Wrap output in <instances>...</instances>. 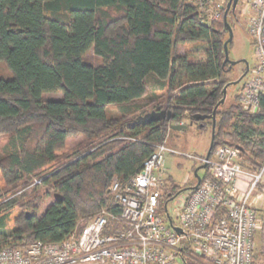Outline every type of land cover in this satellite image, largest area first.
<instances>
[{"label":"trees","instance_id":"1","mask_svg":"<svg viewBox=\"0 0 264 264\" xmlns=\"http://www.w3.org/2000/svg\"><path fill=\"white\" fill-rule=\"evenodd\" d=\"M224 14L203 22L187 0H0V62L12 73L0 75V136L8 135L0 152V249L63 240L104 207L119 213L110 192L114 176L124 183L136 175L172 123L212 127L208 116L232 71ZM185 43L204 44L206 59L179 54ZM91 51L99 62L87 57ZM240 90L234 102L217 107L211 154L233 145L243 167L257 172L264 164V99L253 113L238 103ZM163 109L171 121L139 120ZM79 134L83 147L60 154ZM168 180L161 212L181 189ZM41 183L63 196L42 213ZM15 207L21 211L10 228Z\"/></svg>","mask_w":264,"mask_h":264},{"label":"built area","instance_id":"2","mask_svg":"<svg viewBox=\"0 0 264 264\" xmlns=\"http://www.w3.org/2000/svg\"><path fill=\"white\" fill-rule=\"evenodd\" d=\"M187 1L199 7L206 23L219 20L227 7V0ZM244 2L256 61L242 82L238 103L255 113L264 99V0ZM170 129L171 125L136 175L124 183L113 177L110 192L119 213L104 207L83 222L81 230L78 225L60 241L4 246L0 264H180L179 258L184 264H256L258 244L264 264V205H256L264 201V189L253 197L261 187L264 164L257 172L247 170L240 150L227 143L210 156L180 152L168 145ZM168 153L206 166L204 176L170 197L169 201L186 193L176 219L167 210L169 201L161 212V198L169 186V177H164ZM241 177L248 178L245 188L239 185Z\"/></svg>","mask_w":264,"mask_h":264},{"label":"rangeland","instance_id":"3","mask_svg":"<svg viewBox=\"0 0 264 264\" xmlns=\"http://www.w3.org/2000/svg\"><path fill=\"white\" fill-rule=\"evenodd\" d=\"M228 3V0H227ZM227 8V7H226ZM226 10V9H225ZM248 5L244 2V0H239L238 5L235 9H233L228 15V21L233 28V40L229 47L230 58L233 60H241L246 59L250 67H252L256 61V50L253 43L251 36L247 31L248 25ZM229 38V32L226 30L225 39ZM192 53L193 59L195 61H204L206 59V46L202 43H185L181 44L178 47V53ZM90 60L94 62H99L100 58L97 57L93 51H91L88 56ZM244 67L243 63L240 62L235 65H231L233 69L228 77L229 80H236L242 75V68ZM0 75L5 78H11L12 73L9 69H7L4 62H0ZM246 78V77H245ZM242 86V82L239 84H233L227 90V105L234 102L235 100V93L239 91ZM46 98H54L59 99L62 98V93L56 92H46L44 94ZM115 110L117 108H114ZM183 122V121H182ZM188 126L183 131L170 129L169 132V139L168 145L174 147L176 150L184 153H195L204 155L208 152L211 142H212V127L211 125L203 126L201 123L192 122L191 120L187 121ZM8 140V135L0 136V152L3 153V147ZM86 141V137L83 134H79L77 136L71 137L66 147L60 151V154H70L80 148L83 147V142ZM165 173L164 177L168 178L169 176L172 177L173 181L183 188L188 187L191 183L195 182L198 179V176H204L206 174V168L202 167V164L198 161L188 158L187 156L180 155V154H172L168 153L166 156L165 162ZM196 172L198 174H196ZM39 180V179H36ZM36 182V181H34ZM0 183L4 185V180L2 177V173L0 171ZM33 187V186H32ZM31 187V188H32ZM264 189V177L262 179L261 187L257 188L254 193L253 197L258 196L262 193ZM24 190V188H23ZM23 190H19L18 194ZM38 193L46 194L44 198L40 212H44L48 205L53 200V195L56 192L50 186L46 184H39L37 188ZM167 191V190H165ZM168 192V191H167ZM186 197V193H180L175 199L169 201L167 206V210L170 215L176 219L180 211V207L182 202ZM264 203V202H263ZM21 209L20 207H15L10 212V217L8 220V226L10 228L14 227L16 224V218L19 215ZM164 216H167L166 210H164ZM262 244H258V249L261 250ZM179 263L184 264L182 258H179Z\"/></svg>","mask_w":264,"mask_h":264},{"label":"water","instance_id":"4","mask_svg":"<svg viewBox=\"0 0 264 264\" xmlns=\"http://www.w3.org/2000/svg\"><path fill=\"white\" fill-rule=\"evenodd\" d=\"M238 2H239V0H228L227 8H226L225 14H224L225 27H226V30L229 32V38L224 43L225 57H226L225 63L228 62L230 65H235V64H238L240 62H244L245 65H246V70L242 73V75L238 79L229 81L225 85V87L223 89V93H224L223 98L221 99V101L215 107V109L213 111V114L208 116V117L213 119V125H212V133H213V135H212L211 146H210V148H209V150L207 152V156H210L211 151H212V147L214 145L215 130H216V110H217V107L226 100L228 87L233 85V84H239L240 82H243L244 78L246 77V75L248 74L249 69H250V64H249V62L246 59L233 60V59L230 58L229 43L232 42L234 35H233V28H232L231 24L228 21V15L233 9L236 8V6L238 5ZM194 118L196 120H199V119H205L206 116H204V115H201V116L200 115H196V116H194ZM162 119H168L169 121H171L172 120L171 112L167 111L165 109L159 110V111L154 110V111L146 113L144 116H141L139 118V120L142 123H148V122H151V121H158V120H162ZM192 122H194V121H191V123ZM187 126H188V124H185V123H183V124H181V123H172L171 124V128L175 129V130H184V129L187 128ZM203 167H206V166L203 165ZM196 174H198V173L196 172ZM199 177L200 176H198V178ZM193 187H196V186H193ZM53 196H54L55 200L62 201V199H63L62 194L59 193V192H55ZM30 214H31V212L27 211V216H30ZM176 229L178 231H181L180 228H176Z\"/></svg>","mask_w":264,"mask_h":264},{"label":"crops","instance_id":"5","mask_svg":"<svg viewBox=\"0 0 264 264\" xmlns=\"http://www.w3.org/2000/svg\"><path fill=\"white\" fill-rule=\"evenodd\" d=\"M179 131H183V130H179ZM203 167V166H202ZM205 168V167H204ZM247 184H248V178H246V177H241L240 178V180H239V185L241 186V187H246L247 186ZM256 197V196H255ZM264 201H259V202H256V205H258V206H262V205H264V203H263Z\"/></svg>","mask_w":264,"mask_h":264},{"label":"flooded vegetation","instance_id":"6","mask_svg":"<svg viewBox=\"0 0 264 264\" xmlns=\"http://www.w3.org/2000/svg\"><path fill=\"white\" fill-rule=\"evenodd\" d=\"M243 63V65H244V67L242 68V73L246 70V65H245V63L244 62H242ZM230 67H231V65H230ZM231 70H233L232 68H231Z\"/></svg>","mask_w":264,"mask_h":264}]
</instances>
